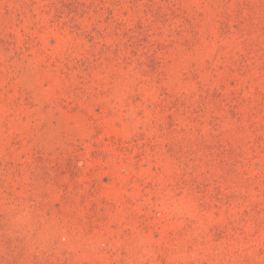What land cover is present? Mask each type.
I'll return each instance as SVG.
<instances>
[{"label": "rangeland", "instance_id": "374dc122", "mask_svg": "<svg viewBox=\"0 0 264 264\" xmlns=\"http://www.w3.org/2000/svg\"><path fill=\"white\" fill-rule=\"evenodd\" d=\"M0 264H264V0H0Z\"/></svg>", "mask_w": 264, "mask_h": 264}]
</instances>
